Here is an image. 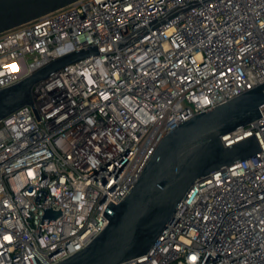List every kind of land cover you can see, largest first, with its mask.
<instances>
[{"label": "built area", "instance_id": "obj_1", "mask_svg": "<svg viewBox=\"0 0 264 264\" xmlns=\"http://www.w3.org/2000/svg\"><path fill=\"white\" fill-rule=\"evenodd\" d=\"M93 46L34 85V107L0 119V264L85 248L169 132L264 83V0H77L0 33V89ZM260 110L225 136L254 135L260 151L196 181L123 264H264Z\"/></svg>", "mask_w": 264, "mask_h": 264}, {"label": "water", "instance_id": "obj_2", "mask_svg": "<svg viewBox=\"0 0 264 264\" xmlns=\"http://www.w3.org/2000/svg\"><path fill=\"white\" fill-rule=\"evenodd\" d=\"M77 0H0V33L56 11ZM97 53V47L60 56L18 83L0 89V119L25 105L34 107L33 87L65 65ZM264 83L196 114L159 143L129 194L112 205L109 224L85 248L57 264H123L147 253L195 184L211 173L260 151L256 137L225 136L261 116ZM48 215L59 213L48 210Z\"/></svg>", "mask_w": 264, "mask_h": 264}, {"label": "bare ground", "instance_id": "obj_3", "mask_svg": "<svg viewBox=\"0 0 264 264\" xmlns=\"http://www.w3.org/2000/svg\"><path fill=\"white\" fill-rule=\"evenodd\" d=\"M234 137H225V141H228V140H231L233 139Z\"/></svg>", "mask_w": 264, "mask_h": 264}]
</instances>
